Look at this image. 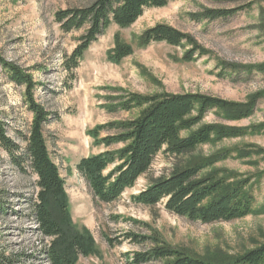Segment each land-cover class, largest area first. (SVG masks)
<instances>
[{"label":"rangeland","instance_id":"obj_1","mask_svg":"<svg viewBox=\"0 0 264 264\" xmlns=\"http://www.w3.org/2000/svg\"><path fill=\"white\" fill-rule=\"evenodd\" d=\"M94 1L0 0V62L30 75L36 86L34 100L52 114L45 136L66 181L72 221L80 230L89 231L97 249L94 256H81L78 264H129L127 256L145 248L125 240L113 247L108 242L129 232L157 233L172 247L201 258H234L263 245L264 0H175L164 8L147 9L128 29L112 25L91 45L79 66L68 71L66 59L86 30L64 33L57 14ZM209 11L238 12L226 19L202 20ZM157 25L178 30L194 44L142 46L144 33ZM116 35L134 49L120 64L108 59ZM196 48L193 59L187 61L188 53ZM129 93L200 94L236 104L240 110L250 107L252 112L244 118L211 111L198 128L217 125L246 134L200 146L185 161L199 163L229 152L231 158L213 163L205 173L251 180L255 213L232 222L203 224L168 212L164 203L154 208L135 203V196L152 181L169 175L178 162L165 152L120 199L112 204L96 203L76 167L83 158L105 150L93 145L89 131L138 115L136 111L111 113L107 109L117 103L113 100ZM25 94L26 88L12 82L0 64V118L20 152L25 150L23 139L29 136L33 122ZM36 182L31 169L26 174L20 172L0 149V199L4 204L0 210V253L13 264H49L44 251L51 239L38 233L31 211L39 191Z\"/></svg>","mask_w":264,"mask_h":264},{"label":"trees","instance_id":"obj_2","mask_svg":"<svg viewBox=\"0 0 264 264\" xmlns=\"http://www.w3.org/2000/svg\"><path fill=\"white\" fill-rule=\"evenodd\" d=\"M173 1L95 0L87 7L58 13L56 20L64 33L86 30L78 47L66 59L68 71L79 66L91 45L105 35L112 25L128 29L147 9L164 8ZM235 13L209 11L202 20L226 19ZM141 42L144 47L163 42L174 47L184 42L194 44L189 36L166 25H157L146 31ZM197 50L188 53L187 61L193 59ZM133 53V47L116 35L115 47L108 53V59L120 64ZM0 64L8 71L12 82L26 88V103L33 114L29 136L23 139L26 147L21 152L19 145L10 138L7 124L0 118V149L6 151L12 166L24 174L31 169L37 177L39 191L31 211L38 233L51 239L50 247L44 251L48 263L78 264L81 256H94L97 249L89 231L80 230L72 221L66 181L52 158L45 136V126L52 114L34 100L36 86L30 75L6 62ZM115 101L117 103L107 106L109 112L136 111L138 115L89 131L93 145L105 150L83 158L76 167L96 203L112 204L120 199L149 173L156 157L165 152L178 162L169 175L152 181L135 196V203L151 208L164 203L168 212L203 224L232 222L255 213L256 199L251 180L205 173L213 163L231 158L229 152L199 163L185 161L200 146L246 134L240 129L217 125L198 128L211 111L232 112L234 118H244L252 112L250 107L240 110L236 104L200 94L141 96L129 93ZM103 133L106 135L103 136ZM118 145L121 147L114 148ZM242 156V153H238V157ZM3 205L0 199V210H4ZM124 240L145 248L128 255L129 264H264V244L234 258H201L172 247L153 232L150 235L129 232L122 239L109 238L108 242L113 247L121 245ZM0 264L13 262L0 253Z\"/></svg>","mask_w":264,"mask_h":264}]
</instances>
